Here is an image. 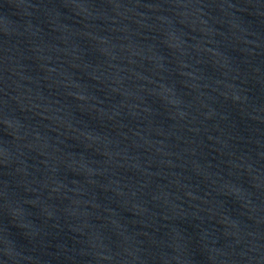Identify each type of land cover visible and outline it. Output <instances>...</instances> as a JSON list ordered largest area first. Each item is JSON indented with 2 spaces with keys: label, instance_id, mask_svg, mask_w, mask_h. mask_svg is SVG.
<instances>
[{
  "label": "water",
  "instance_id": "95a60500",
  "mask_svg": "<svg viewBox=\"0 0 264 264\" xmlns=\"http://www.w3.org/2000/svg\"><path fill=\"white\" fill-rule=\"evenodd\" d=\"M0 264H264V0H0Z\"/></svg>",
  "mask_w": 264,
  "mask_h": 264
}]
</instances>
